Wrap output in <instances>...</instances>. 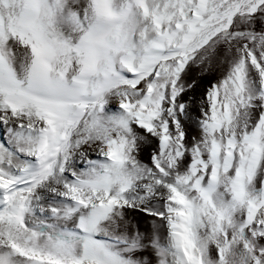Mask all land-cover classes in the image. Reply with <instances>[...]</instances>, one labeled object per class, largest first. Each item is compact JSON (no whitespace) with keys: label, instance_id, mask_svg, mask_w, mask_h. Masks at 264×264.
<instances>
[{"label":"snow or ice","instance_id":"snow-or-ice-1","mask_svg":"<svg viewBox=\"0 0 264 264\" xmlns=\"http://www.w3.org/2000/svg\"><path fill=\"white\" fill-rule=\"evenodd\" d=\"M0 264H264V0H0Z\"/></svg>","mask_w":264,"mask_h":264}]
</instances>
